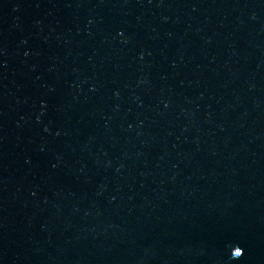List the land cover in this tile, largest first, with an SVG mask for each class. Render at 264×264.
Instances as JSON below:
<instances>
[{"label": "water", "instance_id": "1", "mask_svg": "<svg viewBox=\"0 0 264 264\" xmlns=\"http://www.w3.org/2000/svg\"><path fill=\"white\" fill-rule=\"evenodd\" d=\"M0 264H264V0H0Z\"/></svg>", "mask_w": 264, "mask_h": 264}, {"label": "snow or ice", "instance_id": "2", "mask_svg": "<svg viewBox=\"0 0 264 264\" xmlns=\"http://www.w3.org/2000/svg\"><path fill=\"white\" fill-rule=\"evenodd\" d=\"M237 254H239V253H237Z\"/></svg>", "mask_w": 264, "mask_h": 264}]
</instances>
